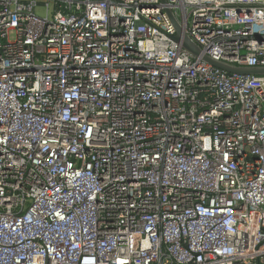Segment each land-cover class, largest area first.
I'll list each match as a JSON object with an SVG mask.
<instances>
[{
  "label": "built area",
  "instance_id": "obj_1",
  "mask_svg": "<svg viewBox=\"0 0 264 264\" xmlns=\"http://www.w3.org/2000/svg\"><path fill=\"white\" fill-rule=\"evenodd\" d=\"M264 0H0V264L264 263Z\"/></svg>",
  "mask_w": 264,
  "mask_h": 264
},
{
  "label": "water",
  "instance_id": "obj_2",
  "mask_svg": "<svg viewBox=\"0 0 264 264\" xmlns=\"http://www.w3.org/2000/svg\"><path fill=\"white\" fill-rule=\"evenodd\" d=\"M164 4L167 3V0H161ZM166 12L168 13L171 21L173 22L176 28V34L173 35V38L180 42L184 49L189 51L192 55L196 57H201L204 61L208 62L209 64L218 67L220 69L226 70L229 74L239 73V74H253V75H264V67L258 66H232L230 64L216 61L210 58L207 54L203 53L201 47L191 40V38L183 33L182 28L177 21L176 17L174 16L172 10L166 7ZM240 264V263H237Z\"/></svg>",
  "mask_w": 264,
  "mask_h": 264
},
{
  "label": "crops",
  "instance_id": "obj_3",
  "mask_svg": "<svg viewBox=\"0 0 264 264\" xmlns=\"http://www.w3.org/2000/svg\"><path fill=\"white\" fill-rule=\"evenodd\" d=\"M255 264H262V263L259 262V263H255Z\"/></svg>",
  "mask_w": 264,
  "mask_h": 264
},
{
  "label": "trees",
  "instance_id": "obj_4",
  "mask_svg": "<svg viewBox=\"0 0 264 264\" xmlns=\"http://www.w3.org/2000/svg\"><path fill=\"white\" fill-rule=\"evenodd\" d=\"M262 264H264V263H262Z\"/></svg>",
  "mask_w": 264,
  "mask_h": 264
}]
</instances>
